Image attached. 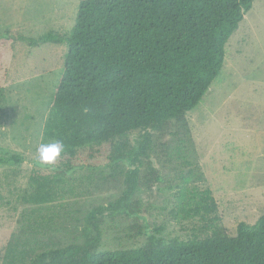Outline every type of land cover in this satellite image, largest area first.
Returning a JSON list of instances; mask_svg holds the SVG:
<instances>
[{"label":"rangeland","instance_id":"rangeland-1","mask_svg":"<svg viewBox=\"0 0 264 264\" xmlns=\"http://www.w3.org/2000/svg\"><path fill=\"white\" fill-rule=\"evenodd\" d=\"M80 1L0 0V37L10 36L0 44V154L21 157L20 162L0 165V264L9 243L27 236L23 227L37 218V206L25 198L32 192L33 171L47 175L55 174L58 166L68 169L62 157L55 166L40 165L36 151L45 143L43 124L67 44L30 46L18 36L38 38L51 30L70 34ZM186 118L187 135L174 122L148 134H128L127 148H135L142 162H114L104 147L95 158L87 149L71 163L75 168L65 175L61 193L50 205L57 220L53 224L62 222L64 234L75 231L69 242L85 241L75 225H85L89 211L110 208L124 196L131 202L129 213L113 215L110 208L97 215L102 249L138 247L152 235L168 243L210 234L212 220L235 235L240 222L254 224L264 214V0H255L239 23L226 44L220 74ZM184 187L210 189L217 208L190 218L176 216Z\"/></svg>","mask_w":264,"mask_h":264},{"label":"trees","instance_id":"trees-1","mask_svg":"<svg viewBox=\"0 0 264 264\" xmlns=\"http://www.w3.org/2000/svg\"><path fill=\"white\" fill-rule=\"evenodd\" d=\"M254 1L81 0L70 34L51 30L38 38L18 36L30 46L67 44L42 139L63 140L62 158L68 169L58 166L55 174L47 175L33 171L32 192L25 198L37 206L33 211L37 218L23 227L27 236L9 243L3 264H264V214L254 224L240 222L235 235L212 220L207 226L210 234L168 243L152 235L138 247L111 250L100 248L97 215L110 208L113 215L129 213L128 196L110 208L89 211L83 218L86 224L75 225L85 238L82 243L69 242L75 231L64 234L62 222L53 224L50 208L65 175L75 168L71 163L85 150L95 158L108 147L114 162H142L135 148H127L128 134L137 130L148 134L174 122L178 132L187 135V113L220 74L226 44ZM6 37H0V44L10 36ZM20 161L19 155L0 154V165ZM179 194L176 216L190 218L217 208L210 189L184 187ZM55 232L64 235L59 238ZM66 239L67 244H60Z\"/></svg>","mask_w":264,"mask_h":264},{"label":"clouds","instance_id":"clouds-1","mask_svg":"<svg viewBox=\"0 0 264 264\" xmlns=\"http://www.w3.org/2000/svg\"><path fill=\"white\" fill-rule=\"evenodd\" d=\"M38 163L43 166H55L57 161L66 151L63 140L57 139L52 142L41 143L37 148Z\"/></svg>","mask_w":264,"mask_h":264}]
</instances>
